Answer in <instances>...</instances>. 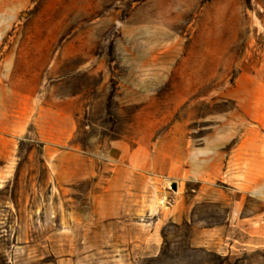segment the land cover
Wrapping results in <instances>:
<instances>
[{
    "label": "rangeland",
    "instance_id": "rangeland-1",
    "mask_svg": "<svg viewBox=\"0 0 264 264\" xmlns=\"http://www.w3.org/2000/svg\"><path fill=\"white\" fill-rule=\"evenodd\" d=\"M262 222L264 0H0V264H264Z\"/></svg>",
    "mask_w": 264,
    "mask_h": 264
},
{
    "label": "bare ground",
    "instance_id": "bare-ground-1",
    "mask_svg": "<svg viewBox=\"0 0 264 264\" xmlns=\"http://www.w3.org/2000/svg\"><path fill=\"white\" fill-rule=\"evenodd\" d=\"M248 89L240 86L231 93L233 98L236 99L238 103V107L233 113V116L237 121H243L246 116L252 115L250 103H252L251 101H253L256 97L254 96L255 92L252 91V93Z\"/></svg>",
    "mask_w": 264,
    "mask_h": 264
},
{
    "label": "crops",
    "instance_id": "crops-1",
    "mask_svg": "<svg viewBox=\"0 0 264 264\" xmlns=\"http://www.w3.org/2000/svg\"><path fill=\"white\" fill-rule=\"evenodd\" d=\"M238 213V211H234V214L236 215ZM255 225H256V223H254V222H252V223H250V224H248V225H246L247 226V230L248 231H250V229H253L254 227H255ZM260 225V224H259ZM262 228H263V231H264V222H262ZM206 234H203L202 232L199 234V238L201 239V238H203L204 236H205ZM254 237H250V241L251 242H254ZM264 241V240H263Z\"/></svg>",
    "mask_w": 264,
    "mask_h": 264
},
{
    "label": "water",
    "instance_id": "water-1",
    "mask_svg": "<svg viewBox=\"0 0 264 264\" xmlns=\"http://www.w3.org/2000/svg\"><path fill=\"white\" fill-rule=\"evenodd\" d=\"M172 188L174 189V188H175V186L173 185V186H172Z\"/></svg>",
    "mask_w": 264,
    "mask_h": 264
}]
</instances>
